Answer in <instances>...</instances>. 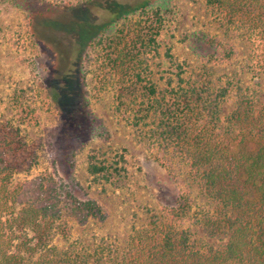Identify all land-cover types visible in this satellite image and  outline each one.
Instances as JSON below:
<instances>
[{
	"label": "trees",
	"instance_id": "trees-1",
	"mask_svg": "<svg viewBox=\"0 0 264 264\" xmlns=\"http://www.w3.org/2000/svg\"><path fill=\"white\" fill-rule=\"evenodd\" d=\"M158 1H114L109 7L106 22L86 41L80 56L78 113L92 116L86 87L88 73L95 70L100 91L114 89L116 111L133 113L132 126L155 152L156 162L169 168V153L188 162L202 196L220 207L219 212L203 211L198 223L207 237L225 241V246L221 251L194 249L188 233L178 232L194 208L191 194L184 190L176 205L165 208L155 230L139 234L129 253L111 263L264 264V105L256 116L247 105L223 116L229 87L210 91L204 83L185 79L182 65L175 77L155 80L150 61L160 54L167 12L155 7ZM206 4L227 30H244L264 49V0ZM206 41L220 49L217 56L204 59L209 65H222L238 55L234 45L214 37ZM165 47L164 57L171 62L172 47ZM33 91L16 90L11 99L16 119L0 121V264H107L114 257L108 245H72L65 252L53 245L56 236H70L71 220L86 224L108 219L96 200L78 198L56 172L13 186L15 175L35 160L22 131L23 126L39 125L38 110L29 99ZM93 138L109 140L110 134L100 125ZM103 156L96 150L88 153V174L96 181L122 182L126 167ZM73 158L71 153V169Z\"/></svg>",
	"mask_w": 264,
	"mask_h": 264
},
{
	"label": "rangeland",
	"instance_id": "rangeland-1",
	"mask_svg": "<svg viewBox=\"0 0 264 264\" xmlns=\"http://www.w3.org/2000/svg\"><path fill=\"white\" fill-rule=\"evenodd\" d=\"M114 1L126 4L134 0H0V121L16 119L11 99L22 88L34 90L29 99L39 116V125L22 127L35 160L30 168L15 175L13 186L56 172L78 198L96 200L108 212L105 221L80 224L71 220L70 236L53 240L60 252L72 245H108L114 257L107 264L119 261L139 234L150 235L155 230L165 208L176 205L184 190L191 194L194 208L178 232L188 233L194 249L221 251L225 241L207 237L198 223L203 211L219 212L220 207L202 196L191 177L190 165L180 154L166 155L169 168L155 161V152L132 126L133 113L129 109L116 111L114 89L100 91L95 70L88 73L86 87L92 116L84 118L78 113L76 74L80 56L85 54L86 41L106 22ZM156 3L155 7L167 12L160 54L150 61L155 80L175 77L178 65H182L185 79L204 83L210 91L229 87L223 116L238 111L241 105L258 115L264 105V49L260 42L242 29L227 30L206 0ZM206 37L234 45L237 57L222 65L207 64L204 59L217 56L220 49L209 44ZM165 45L172 47L171 62L164 57ZM100 125L108 130L109 140L93 138ZM91 150L126 167L122 182L96 181L88 174ZM71 153L73 169L68 160Z\"/></svg>",
	"mask_w": 264,
	"mask_h": 264
}]
</instances>
